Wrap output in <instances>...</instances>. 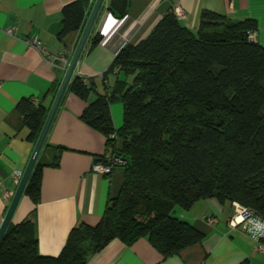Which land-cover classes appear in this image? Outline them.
I'll use <instances>...</instances> for the list:
<instances>
[{"label":"trees","instance_id":"1","mask_svg":"<svg viewBox=\"0 0 264 264\" xmlns=\"http://www.w3.org/2000/svg\"><path fill=\"white\" fill-rule=\"evenodd\" d=\"M89 4L63 7L59 39L83 29ZM127 4L110 0L108 9L124 16ZM255 29L253 19L204 10L193 31L169 9L139 42L117 51L102 77H124L110 89L88 101L93 81L73 76L68 90L87 101L80 119L105 136L112 156L128 159L119 191L96 225L71 228L56 256L39 253L34 207L8 225L0 264H86L113 239L130 245L142 237L167 257L204 237L173 214L201 199L237 202L264 217V46L248 38ZM116 100L123 106L118 128L110 112ZM16 108L34 142L48 108L29 98ZM64 149L44 143L23 192L34 205L43 168L57 167Z\"/></svg>","mask_w":264,"mask_h":264},{"label":"crops","instance_id":"2","mask_svg":"<svg viewBox=\"0 0 264 264\" xmlns=\"http://www.w3.org/2000/svg\"><path fill=\"white\" fill-rule=\"evenodd\" d=\"M72 1L0 0V225L18 185L12 174L16 170L23 172L36 141L27 138L29 129L16 104L21 98H29L32 103H43L49 109L56 93L52 95V91L54 88L57 91L68 64L59 58L45 61L26 41L35 37L51 55L70 58L82 30L66 33L61 39L58 33L62 9ZM93 2L90 0L87 11ZM127 2L126 19L108 37L109 32L106 35L100 33L106 14L122 16L108 9L110 0H104L75 67L73 76L94 83L88 101L104 93L105 87L110 89L117 78L124 77L116 71L102 77L117 51L125 43L139 42L164 13L175 7L184 11L185 18L181 22L193 31L204 10L234 21L253 19L256 42L264 46V0ZM116 101L110 104V112L113 125L118 128L123 119V106ZM86 104L87 101L67 88L44 142L65 147L59 165L43 168L39 202L34 205L23 194L11 218L12 223H19L35 207L39 253L45 256L59 254L75 224L96 225L108 198L116 195L121 185V167H113L110 174L104 175L92 171L95 162L106 164L112 153L107 148L105 136L80 119ZM50 158L51 152H46L44 159ZM173 214L202 231V240L164 257L144 237L130 245L113 239L86 264H264V252L256 251L255 240L240 226L233 227L228 223L233 214V203H220L215 198L201 199L189 210L177 208Z\"/></svg>","mask_w":264,"mask_h":264},{"label":"water","instance_id":"3","mask_svg":"<svg viewBox=\"0 0 264 264\" xmlns=\"http://www.w3.org/2000/svg\"><path fill=\"white\" fill-rule=\"evenodd\" d=\"M104 0H94L93 5L89 11V14L86 18L85 24L83 26V29L80 33L79 39L77 41V44L75 46V49L73 53L71 54L67 67L65 69V73L62 77V80L57 88V91L53 97V100L51 102V105L47 111L46 117L44 119V122L42 124L41 130L37 136V139L35 141L32 153L27 161V164L22 172V175L20 177V180L18 182V185L15 189V192L12 196V199L10 201V204L7 208V211L5 213V216L2 220V223L0 225V241L6 232V229L8 225L11 222V218L13 216V213L21 199V196L23 195L26 183L31 175V172L34 168V165L39 157V154L41 152V149L44 145L46 136L49 132V129L51 127V124L53 122V119L57 113V110L60 106V103L63 99V96L68 88L69 82L74 74L75 67L77 65V62L81 56V53L84 49V46L89 38V35L91 33V30L96 22V19L98 17V14L101 10V7L103 5ZM121 159L124 161L120 164H115V167H124L126 164H128V159L125 157H121Z\"/></svg>","mask_w":264,"mask_h":264},{"label":"built area","instance_id":"4","mask_svg":"<svg viewBox=\"0 0 264 264\" xmlns=\"http://www.w3.org/2000/svg\"><path fill=\"white\" fill-rule=\"evenodd\" d=\"M174 12L176 16L180 19L185 18V13L180 7H175ZM126 19V15L121 18L114 17L110 12L106 14L104 25L100 33L106 35L108 32V37L113 34L117 28L123 23ZM107 27V29H105ZM9 33L12 32V29L7 30ZM248 38L252 41H256L255 32H251L248 35ZM107 40V37L104 39L103 43ZM30 46L36 48L42 58L45 61L52 62L54 59L59 58L63 63L67 64L69 61V56L65 55H51L45 50V47L35 38L30 37L26 41ZM121 156L113 155L109 162L104 164L100 162H95L92 166V171L97 174H110L115 164L123 163ZM13 178L15 182H19L22 175V171L16 170L13 172ZM212 220L213 218H209ZM230 226H240L242 230L250 236L256 242V251L264 252V217H261L256 213V211L246 205H242L237 202H233V214L229 219Z\"/></svg>","mask_w":264,"mask_h":264},{"label":"rangeland","instance_id":"5","mask_svg":"<svg viewBox=\"0 0 264 264\" xmlns=\"http://www.w3.org/2000/svg\"><path fill=\"white\" fill-rule=\"evenodd\" d=\"M114 102H115V101H114ZM116 102H117V103H119V101H118V100H117ZM112 103H113V102H112Z\"/></svg>","mask_w":264,"mask_h":264}]
</instances>
